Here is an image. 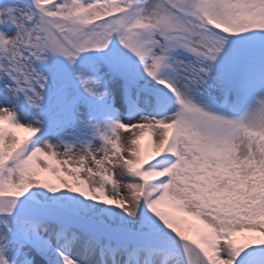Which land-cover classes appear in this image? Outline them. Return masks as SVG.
<instances>
[{"label":"snow or ice","instance_id":"snow-or-ice-1","mask_svg":"<svg viewBox=\"0 0 264 264\" xmlns=\"http://www.w3.org/2000/svg\"><path fill=\"white\" fill-rule=\"evenodd\" d=\"M0 264H264V0H0Z\"/></svg>","mask_w":264,"mask_h":264},{"label":"rangeland","instance_id":"rangeland-1","mask_svg":"<svg viewBox=\"0 0 264 264\" xmlns=\"http://www.w3.org/2000/svg\"><path fill=\"white\" fill-rule=\"evenodd\" d=\"M23 134V133H22Z\"/></svg>","mask_w":264,"mask_h":264}]
</instances>
